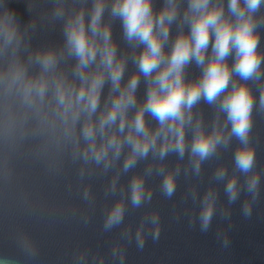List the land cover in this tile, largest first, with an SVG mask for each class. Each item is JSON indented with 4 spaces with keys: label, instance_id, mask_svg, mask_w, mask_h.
I'll list each match as a JSON object with an SVG mask.
<instances>
[{
    "label": "clouds",
    "instance_id": "1",
    "mask_svg": "<svg viewBox=\"0 0 264 264\" xmlns=\"http://www.w3.org/2000/svg\"><path fill=\"white\" fill-rule=\"evenodd\" d=\"M262 6L264 0H227L226 13L224 0H187L181 14V0H164L158 12L153 0H112L110 16L121 20L123 37L132 49L131 61L136 67L125 83L129 57L118 55L111 24L103 22L106 0H93L87 20L83 8L68 15L61 49L35 51L24 42L15 9L0 0V135L23 140L30 134H48L57 145H70L74 160L102 167L105 172L126 148L124 172L149 154L163 161L175 153L182 160L187 151L196 174L203 162L235 138L240 146L234 154V165L246 176V189L255 199L260 179L253 173L255 154L249 146L254 98L247 82L260 81L264 76L257 31L264 21L256 16ZM54 14L62 18L63 7ZM174 24L177 35L166 51ZM138 48L142 51L137 52ZM22 52L27 53L26 58ZM230 56H234L231 67L227 63ZM69 59L75 61L70 72L61 68ZM192 63L202 72L198 79L188 80L186 69ZM233 75L243 83L233 80ZM141 77L146 90L144 99L138 100ZM106 86L108 93L102 103ZM201 101L214 106L217 112L210 131L194 114ZM260 107L264 108V86ZM220 113L225 117L223 125L219 123ZM146 116L155 122L154 126ZM189 130L190 144L186 139ZM152 171L149 165L146 174ZM179 171V167L166 173L162 166L157 169L164 174L161 188L168 197L175 192ZM83 172L81 168V175ZM226 174L220 167L215 178L223 180ZM118 175L111 181L112 192ZM225 191L230 202L238 198L240 187L235 175L227 180ZM84 195L88 197L87 190ZM151 195L146 191L144 176H133L131 204L139 207ZM215 199V192L209 189L202 202V231L210 226ZM250 212V204L245 203V215ZM124 214V203L117 201L106 215L105 230L120 225ZM152 219L157 222L155 216ZM136 239L142 247L141 230ZM20 243L26 254L36 255L27 238ZM112 255H119L123 261L119 249L114 248ZM75 260L76 264H84L85 254L77 255ZM0 264L14 261L0 257Z\"/></svg>",
    "mask_w": 264,
    "mask_h": 264
}]
</instances>
